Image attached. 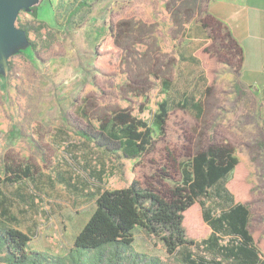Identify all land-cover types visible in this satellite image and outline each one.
I'll list each match as a JSON object with an SVG mask.
<instances>
[{"label": "rangeland", "instance_id": "obj_1", "mask_svg": "<svg viewBox=\"0 0 264 264\" xmlns=\"http://www.w3.org/2000/svg\"><path fill=\"white\" fill-rule=\"evenodd\" d=\"M43 1L38 18L19 14L17 27L30 30L27 43L0 69V221L18 225L44 212V221L35 219L37 233L52 252L66 253L103 191L137 181L166 194L194 155L221 143L239 160L228 187L249 208V229L264 258V90L244 82L242 53L228 32L200 12L196 32L203 39L191 43L185 20L170 26L146 18L132 1L106 10L95 0ZM121 112L152 129L151 147L137 158L100 133ZM27 167L30 178L4 181L6 170ZM223 205L221 197L198 201L185 217L188 235L207 239L213 230L204 214L217 218ZM134 245L176 264L142 228Z\"/></svg>", "mask_w": 264, "mask_h": 264}, {"label": "trees", "instance_id": "obj_2", "mask_svg": "<svg viewBox=\"0 0 264 264\" xmlns=\"http://www.w3.org/2000/svg\"><path fill=\"white\" fill-rule=\"evenodd\" d=\"M38 5L25 13L38 18ZM29 34L30 30L21 25ZM168 109L161 105L157 116L163 126ZM103 138L118 145L126 157L137 158L152 145L149 125L131 115L114 114L100 131ZM88 138L89 136L85 134ZM239 165L234 150L216 143L194 155L183 166L182 181L166 194L145 188L137 181L129 187L103 191L96 200V209L65 256L31 251V237L12 227L0 225V262L5 264H169L160 257L135 249V230L142 228L157 236L176 264H264L262 253L249 229L250 210L235 199L228 182ZM30 167L5 171L7 183L30 178ZM2 179H0V182ZM223 198L219 217L204 214L203 221L212 227V234L198 240L185 228L186 214L202 199ZM230 238L221 244L220 236ZM195 247L197 252H193Z\"/></svg>", "mask_w": 264, "mask_h": 264}, {"label": "crops", "instance_id": "obj_3", "mask_svg": "<svg viewBox=\"0 0 264 264\" xmlns=\"http://www.w3.org/2000/svg\"><path fill=\"white\" fill-rule=\"evenodd\" d=\"M46 1H43V3ZM130 1L142 9L141 15L144 17L157 19L160 23L165 22L170 26L173 25L170 8L177 12L180 18L184 16L185 18H182L185 20L182 24L184 27L183 33H185V40L191 43L200 42L203 39L200 36V31L197 30L196 32V29L201 27L198 22L200 12L205 17L221 22L241 50V75L244 82L252 87L260 84L263 86L261 90H264V0H122V2ZM39 2H42V0H39ZM122 2L120 0H114V2H111V0H95V3L102 5L105 10L108 5H118ZM188 12H195L196 15L187 20L186 13ZM190 52L195 53L191 49ZM33 199L38 201L36 198ZM33 213L31 217L34 220L32 221L15 225L3 220L0 221V225L16 228L28 234L31 237L29 243L31 251L47 252L56 256H65L69 253L76 237L89 220L78 229L66 253L59 252L60 250L52 252L49 249L50 245L46 244L45 238L37 233L40 224L35 222L37 218L44 221L42 215L45 213L41 211H34ZM57 214L59 215V213ZM55 239H58V236L50 238L49 243L54 242ZM54 243L56 244V241ZM0 264L5 263L0 262Z\"/></svg>", "mask_w": 264, "mask_h": 264}, {"label": "water", "instance_id": "obj_4", "mask_svg": "<svg viewBox=\"0 0 264 264\" xmlns=\"http://www.w3.org/2000/svg\"><path fill=\"white\" fill-rule=\"evenodd\" d=\"M38 3L39 0H0V69L6 70L8 53L27 43V33L16 25L20 12Z\"/></svg>", "mask_w": 264, "mask_h": 264}, {"label": "flooded vegetation", "instance_id": "obj_5", "mask_svg": "<svg viewBox=\"0 0 264 264\" xmlns=\"http://www.w3.org/2000/svg\"><path fill=\"white\" fill-rule=\"evenodd\" d=\"M170 14H171V16H172V22H174V23H176V25H178V24H180V22L178 23V19H182V18H180L179 16H178V13L177 12H175L173 9H171L170 8ZM189 14V15H188ZM191 14H192V12H188V13H186V18H187V20H189L190 19V17H191ZM207 18H209V19H211V21H213V22H215L216 24H218L219 26H220V28L221 27H223V29H225V31H227L226 30V28L222 25V23L221 22H219V21H217V20H215V19H213V18H210V17H207ZM208 21V20H207ZM204 25L206 24V22L205 23H203ZM110 29V28H109ZM184 29V28H183ZM228 32V31H227ZM229 34V37L232 39V36L230 35V33H228ZM233 40V39H232ZM234 41V40H233Z\"/></svg>", "mask_w": 264, "mask_h": 264}]
</instances>
